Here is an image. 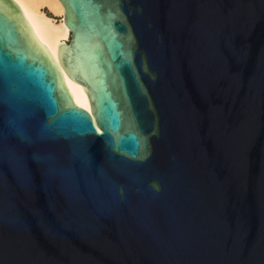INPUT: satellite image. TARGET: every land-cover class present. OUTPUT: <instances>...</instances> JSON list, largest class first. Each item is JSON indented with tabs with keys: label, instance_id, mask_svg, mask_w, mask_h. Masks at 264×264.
<instances>
[{
	"label": "water",
	"instance_id": "95a60500",
	"mask_svg": "<svg viewBox=\"0 0 264 264\" xmlns=\"http://www.w3.org/2000/svg\"><path fill=\"white\" fill-rule=\"evenodd\" d=\"M59 1L57 63L0 0V264H264V0Z\"/></svg>",
	"mask_w": 264,
	"mask_h": 264
},
{
	"label": "bare ground",
	"instance_id": "6f19581e",
	"mask_svg": "<svg viewBox=\"0 0 264 264\" xmlns=\"http://www.w3.org/2000/svg\"><path fill=\"white\" fill-rule=\"evenodd\" d=\"M22 11L35 36L57 63L59 46L70 40V30L64 20L65 9L59 0H12ZM51 14L52 16H49ZM61 18V21H56ZM66 84L75 103L90 110L83 87L72 81L64 72Z\"/></svg>",
	"mask_w": 264,
	"mask_h": 264
},
{
	"label": "rangeland",
	"instance_id": "374dc122",
	"mask_svg": "<svg viewBox=\"0 0 264 264\" xmlns=\"http://www.w3.org/2000/svg\"><path fill=\"white\" fill-rule=\"evenodd\" d=\"M49 16H52L51 14H48ZM61 18H56V21H61Z\"/></svg>",
	"mask_w": 264,
	"mask_h": 264
}]
</instances>
